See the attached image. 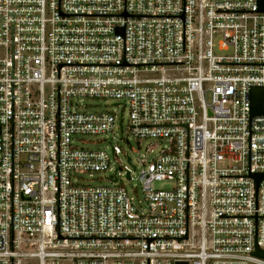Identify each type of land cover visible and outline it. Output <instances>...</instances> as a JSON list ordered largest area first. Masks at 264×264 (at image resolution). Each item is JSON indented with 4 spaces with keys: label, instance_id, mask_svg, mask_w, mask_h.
<instances>
[{
    "label": "built area",
    "instance_id": "built-area-1",
    "mask_svg": "<svg viewBox=\"0 0 264 264\" xmlns=\"http://www.w3.org/2000/svg\"><path fill=\"white\" fill-rule=\"evenodd\" d=\"M252 86L257 0H0V264H264ZM78 97L119 101L127 120ZM115 125L129 146L159 145L125 170L141 200L115 172L75 177L115 154L72 138Z\"/></svg>",
    "mask_w": 264,
    "mask_h": 264
},
{
    "label": "rangeland",
    "instance_id": "rangeland-1",
    "mask_svg": "<svg viewBox=\"0 0 264 264\" xmlns=\"http://www.w3.org/2000/svg\"><path fill=\"white\" fill-rule=\"evenodd\" d=\"M80 109L86 111H113L116 115V119L119 117L123 119L125 123L127 120V109L122 108V105H113L114 102H119L110 98H97V97H78L75 100ZM122 102V101H120ZM117 124V122H116ZM130 140V146L124 140V134L120 135L119 127L115 125L112 132L100 133V134H84L76 135L72 138L73 144L90 149H102L110 154L111 146L114 148L115 161L111 164V170L96 171V172H84L75 175L77 182L86 184H109L108 177H112L115 172L116 177H121L123 184L127 190L136 195L137 199L140 198V187L134 178L126 179L124 177L125 170H133L132 164H136L140 159L147 161L158 151L159 145L156 144L153 139L140 140L138 143L133 139ZM131 158V162L127 160V157ZM120 165V166H119ZM138 168V167H137ZM133 172V176H135ZM171 185L166 182H155L154 187L168 188ZM140 208L144 207L142 201H140Z\"/></svg>",
    "mask_w": 264,
    "mask_h": 264
},
{
    "label": "water",
    "instance_id": "water-1",
    "mask_svg": "<svg viewBox=\"0 0 264 264\" xmlns=\"http://www.w3.org/2000/svg\"><path fill=\"white\" fill-rule=\"evenodd\" d=\"M258 9L264 11V0H257ZM264 114V86L250 87V115ZM256 180L260 175H254Z\"/></svg>",
    "mask_w": 264,
    "mask_h": 264
}]
</instances>
